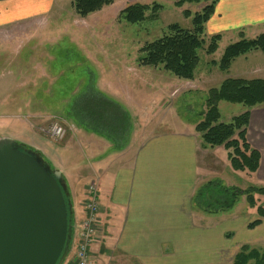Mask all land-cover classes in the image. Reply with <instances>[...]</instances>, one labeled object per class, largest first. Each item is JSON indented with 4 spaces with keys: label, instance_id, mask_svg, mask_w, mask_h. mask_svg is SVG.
Listing matches in <instances>:
<instances>
[{
    "label": "crops",
    "instance_id": "0c3cea01",
    "mask_svg": "<svg viewBox=\"0 0 264 264\" xmlns=\"http://www.w3.org/2000/svg\"><path fill=\"white\" fill-rule=\"evenodd\" d=\"M57 1H0V32L16 26L30 30ZM248 33L255 38L264 33V0H217L204 35H221V42L224 37H233L231 34L237 40L242 36L249 39ZM204 77L195 75L194 80H186V87L203 85ZM99 94L126 113L119 103ZM154 106L161 109L160 114L168 108L163 107L165 104ZM263 106L250 109L248 140L262 158L258 172L245 175L247 181L240 179L239 176L244 178L242 172L235 173L238 171L229 167L225 147L204 145L196 131L201 121L187 123L178 119L164 128L168 122L163 117L158 122L149 120L147 127L139 130L146 118L142 109L140 116L135 115L136 127L132 123L129 126L131 119H126V134L116 138V145L85 120L73 116L75 131L60 141V151L71 159L60 161L73 204L74 233L67 264H75L91 183L97 184L100 205V225L89 251L92 264H233L244 245L264 250V218H259L257 207L249 206L246 196L240 197L231 209L217 213L206 212L195 201L198 190L214 181L243 191L247 189L241 182L247 183L248 179L253 180L249 188L264 185ZM18 139L59 169L43 149ZM76 148L80 149L77 157ZM83 156L87 163L82 164ZM230 175L232 180L227 178ZM261 198L264 196L255 195L257 206ZM257 220L261 223L249 228Z\"/></svg>",
    "mask_w": 264,
    "mask_h": 264
},
{
    "label": "rangeland",
    "instance_id": "374dc122",
    "mask_svg": "<svg viewBox=\"0 0 264 264\" xmlns=\"http://www.w3.org/2000/svg\"><path fill=\"white\" fill-rule=\"evenodd\" d=\"M73 2L58 0L51 12L34 22L30 30L16 26L0 32V139L22 138L37 145L59 168L56 170H60V161L71 159L60 151V140L44 131L59 123L68 129L70 136L75 131L73 116L81 115L77 108L82 109L93 97H103L99 93L122 106L131 119L129 126L132 123L136 127L135 115L140 116L143 109L146 118L139 124V130L147 127L149 120L158 122L163 117L168 122L164 124L167 128L178 119L187 123L202 121L209 91L220 86V78L264 80V54L260 51L236 59L228 72L230 77L217 65L226 48L240 40L234 34L224 37L215 54L199 52L195 75L205 76L201 78L205 80L201 86L186 87L189 83L186 80L162 68L140 64L141 50L146 44L169 35L174 24L193 29L192 18L185 13L194 16L214 0L181 8L171 0H116L86 18L77 15ZM135 4L150 7L159 4L162 8L153 17L149 11L145 21L132 25L122 19L121 13ZM248 37L255 38L251 33ZM210 38L204 35L206 47ZM173 88L177 90L175 93ZM156 103L168 106L163 114L159 107L154 108ZM247 110L241 104L220 102V121L228 124ZM78 153L80 149L76 148V157ZM81 162L87 163V159L83 156ZM242 175L244 178L239 176L240 179L247 181V174ZM230 176L227 178L232 180ZM243 182L242 188L248 190V183L252 185L253 180ZM258 206L264 207V198Z\"/></svg>",
    "mask_w": 264,
    "mask_h": 264
},
{
    "label": "trees",
    "instance_id": "16d2710c",
    "mask_svg": "<svg viewBox=\"0 0 264 264\" xmlns=\"http://www.w3.org/2000/svg\"><path fill=\"white\" fill-rule=\"evenodd\" d=\"M3 1V0H0ZM116 0H74L73 6L77 15L86 18L91 14L101 11L103 8L112 5ZM179 8L185 4H200L207 0H171ZM205 6L194 16L186 12L187 18H192L193 29H183L179 25L170 27L171 33L154 42L146 44L142 50L139 62L144 67L162 68L177 78L183 80H194L195 72L200 63L199 52L205 51L207 55H213L219 49L221 35H214L209 40V45L204 39L205 24L215 12V4ZM162 8L159 4L152 7L148 5L135 4L122 11L121 16L128 24H138L145 21L147 13L152 12V17ZM260 51L264 54V33L255 39H245L229 45L220 62L217 63L222 72L229 71L232 63L241 56L252 51ZM95 94V93H93ZM241 104L248 110L243 114L234 117L230 123H222L219 111V103ZM264 104V80L244 78H227L218 88L209 91L207 109L203 114V120L197 125L196 131L201 135L205 146L211 148L223 146L228 151V158L233 170L252 175L258 172L261 162V152L253 147L248 140V126L250 123V109ZM78 109L81 118L87 125L100 132L108 139L117 143L116 138L126 134L127 114L104 97L91 98ZM24 150H33L26 145L19 143ZM38 158L46 166L55 168L37 152ZM61 185L68 200L70 193L65 179ZM255 195L264 196V186L250 187L248 190H241L236 187H225L219 181L208 183L200 188L196 194V204L209 213H217L231 209L240 197L246 196L250 207H257L260 219L264 218V207L257 206ZM261 223L257 220L249 225L255 228ZM233 264H264V250L244 245L236 254Z\"/></svg>",
    "mask_w": 264,
    "mask_h": 264
},
{
    "label": "water",
    "instance_id": "95a60500",
    "mask_svg": "<svg viewBox=\"0 0 264 264\" xmlns=\"http://www.w3.org/2000/svg\"><path fill=\"white\" fill-rule=\"evenodd\" d=\"M37 150L0 139V264H64L74 233L73 204Z\"/></svg>",
    "mask_w": 264,
    "mask_h": 264
},
{
    "label": "built area",
    "instance_id": "2783aa9c",
    "mask_svg": "<svg viewBox=\"0 0 264 264\" xmlns=\"http://www.w3.org/2000/svg\"><path fill=\"white\" fill-rule=\"evenodd\" d=\"M44 133L55 140L63 141L68 135V129L62 124L55 123L48 127ZM87 202L84 205L86 216L81 223L79 244L75 255V264H92L89 256L90 247L96 240V233L100 225L98 201V187L91 183L87 189Z\"/></svg>",
    "mask_w": 264,
    "mask_h": 264
}]
</instances>
